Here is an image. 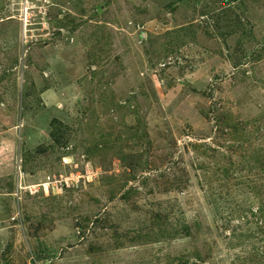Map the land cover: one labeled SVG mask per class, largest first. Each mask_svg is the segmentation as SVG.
<instances>
[{"label":"rangeland","instance_id":"obj_1","mask_svg":"<svg viewBox=\"0 0 264 264\" xmlns=\"http://www.w3.org/2000/svg\"><path fill=\"white\" fill-rule=\"evenodd\" d=\"M0 264H264V0H0Z\"/></svg>","mask_w":264,"mask_h":264}]
</instances>
